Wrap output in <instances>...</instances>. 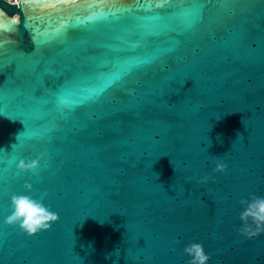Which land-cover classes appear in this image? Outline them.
Returning <instances> with one entry per match:
<instances>
[{
  "label": "water",
  "instance_id": "obj_1",
  "mask_svg": "<svg viewBox=\"0 0 264 264\" xmlns=\"http://www.w3.org/2000/svg\"><path fill=\"white\" fill-rule=\"evenodd\" d=\"M0 148V264H264V0H0Z\"/></svg>",
  "mask_w": 264,
  "mask_h": 264
},
{
  "label": "clouds",
  "instance_id": "obj_2",
  "mask_svg": "<svg viewBox=\"0 0 264 264\" xmlns=\"http://www.w3.org/2000/svg\"><path fill=\"white\" fill-rule=\"evenodd\" d=\"M242 123L244 124L243 121ZM238 136L242 137L243 135L238 134ZM0 151L5 152L3 148H0ZM42 161L45 168L49 167V153L47 150L39 153L34 159H19L16 168L38 175ZM227 167V163L221 158L216 161L215 171L223 172L227 170ZM24 186L28 189L33 187L28 181H25ZM46 195L47 193H44L43 197L35 198L26 194L13 193L11 195V212L4 218V222L10 225H17L29 236L50 228L53 222L59 220L60 216L57 211L44 202ZM241 203L246 204V207L241 212V219L246 221L247 218L251 217L256 224V231L249 234L256 235L258 232L264 231V196H254L251 200H242ZM183 252L190 257L189 264H207L211 259L199 242L186 244Z\"/></svg>",
  "mask_w": 264,
  "mask_h": 264
},
{
  "label": "built area",
  "instance_id": "obj_3",
  "mask_svg": "<svg viewBox=\"0 0 264 264\" xmlns=\"http://www.w3.org/2000/svg\"><path fill=\"white\" fill-rule=\"evenodd\" d=\"M11 1H17V0H11Z\"/></svg>",
  "mask_w": 264,
  "mask_h": 264
},
{
  "label": "snow or ice",
  "instance_id": "obj_4",
  "mask_svg": "<svg viewBox=\"0 0 264 264\" xmlns=\"http://www.w3.org/2000/svg\"><path fill=\"white\" fill-rule=\"evenodd\" d=\"M22 134H23V132L20 135H22Z\"/></svg>",
  "mask_w": 264,
  "mask_h": 264
}]
</instances>
